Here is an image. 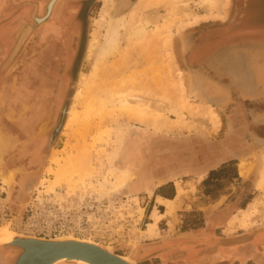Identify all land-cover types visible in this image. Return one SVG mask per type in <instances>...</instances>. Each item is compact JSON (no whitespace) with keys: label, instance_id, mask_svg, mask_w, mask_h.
<instances>
[{"label":"rangeland","instance_id":"1","mask_svg":"<svg viewBox=\"0 0 264 264\" xmlns=\"http://www.w3.org/2000/svg\"><path fill=\"white\" fill-rule=\"evenodd\" d=\"M87 1L0 0V121L18 139L12 153L0 151V229L130 251L121 245L142 235L144 223L134 221L140 203L114 185L231 157L220 171L225 181L193 188L191 211L175 216L171 233L203 224L204 205L214 214L228 205L209 232L237 239V250H258L228 264L264 262V52H192L203 31L228 18L229 0ZM112 15L125 24L117 46L102 56ZM39 90L47 104L35 127L44 134L36 163L34 154L21 153L27 138L19 128L39 109ZM123 144L140 161L138 172H119L114 158ZM237 168L243 179L234 181ZM8 253L3 264L16 252L0 249Z\"/></svg>","mask_w":264,"mask_h":264},{"label":"crops","instance_id":"2","mask_svg":"<svg viewBox=\"0 0 264 264\" xmlns=\"http://www.w3.org/2000/svg\"><path fill=\"white\" fill-rule=\"evenodd\" d=\"M229 7L230 11L228 16H230L231 19L224 37H228L229 39L234 37L240 39L241 36H245V38H242L243 43L239 46H231L226 49L230 52H264V0H229ZM212 160L213 163L208 166H205L204 162L202 165H199V167L185 164L182 169L170 173L166 179L163 178L164 176L159 175L161 181L158 182L156 177L154 185L149 191L140 186L139 180L129 186L133 191L130 197L138 199L140 203V210H142L141 222L144 223V228L141 229L142 235L139 234L136 243L138 246L134 250L135 254L133 253L132 256L134 260L142 261L140 264L150 259H156L162 263H169L173 260L176 264H184L183 260L185 258H178L176 260L175 258L186 246L195 243L192 241L195 232L185 231L183 233H171L173 228L175 231L174 218L175 216H179L181 211H191L187 207L192 200L191 195L193 193V188L197 189L199 185L206 186L225 181V177L221 176L220 171L228 166L232 158L227 157L221 160L219 157H213ZM133 169H135V171L137 170L136 168ZM145 178H148V176ZM242 179L243 176L240 172V168H237L233 180ZM141 181L145 182L144 179ZM215 203H218V200L215 201ZM250 204L251 203H249V205ZM204 206L205 207L201 209L206 210L200 211H204V216L206 218V228L202 230L206 233L209 231L210 218L214 215V210H207V207L210 205ZM168 207H175V210L170 211ZM244 211H246V209ZM155 215H159L157 222L154 219ZM151 225L156 227L155 232H149L148 226ZM216 241L217 238L204 242L210 244L214 249H227L230 251L231 249L237 248V246L223 247L220 243L215 245ZM129 249L131 251V248ZM124 250L126 251L125 248ZM130 251L125 254H117L128 256ZM203 254L207 255L205 253Z\"/></svg>","mask_w":264,"mask_h":264},{"label":"flooded vegetation","instance_id":"3","mask_svg":"<svg viewBox=\"0 0 264 264\" xmlns=\"http://www.w3.org/2000/svg\"><path fill=\"white\" fill-rule=\"evenodd\" d=\"M88 1L84 0L83 4H87ZM234 14V12H233ZM232 14V15H233ZM231 17L228 16L226 20L222 22V20L214 22L215 24H212L211 27H208L207 30L202 32V36L200 35L197 39V43L195 44V47L193 48L192 52H216L220 49H225L231 46H239L243 43V39L245 36H241L240 39L237 38H228L224 37L225 33L228 29V23L230 21ZM204 33V34H203ZM199 42V43H198ZM201 42V43H200ZM47 84L45 81L42 82V89L45 90V87ZM41 90V89H40ZM40 92V107L37 109V111L32 115L31 117L25 119L22 124L20 125V133L19 135L24 136L27 138L25 141L24 148L22 149L21 153L24 154H34L33 161L35 160L36 163L41 162L42 160V148L44 144V134H40V132L35 129L36 125L38 124L40 118L42 117L45 107L47 104V101L45 99V91L42 90ZM42 95V96H41ZM0 130L4 136V139L6 142L8 141L9 146L3 151V153H12L13 148L17 144V138H13L14 135H12L10 128L8 127V124L5 120L0 121ZM17 136V134H15ZM16 139V141L14 140ZM22 142V141H21ZM30 143V144H29ZM17 147V146H16ZM18 149V148H17ZM7 166V165H5ZM12 160L10 167H12ZM7 168V167H6ZM231 209L228 205L226 208H224L223 211L226 210L229 211ZM226 212H223L221 214H214L210 218V226L213 224H216L218 220L224 216ZM206 228L205 221L203 224L191 227L190 229H187V231H193L195 232V235L192 239L195 243L193 245L186 246L185 249H183L178 256H176L175 260L178 258H185L183 260L184 264H228V261L230 262L232 259L235 258H242L249 259L250 257H253L257 253V249L255 251H251L248 248L242 249H236V250H230L227 252H224L222 249H214L210 244L204 241H208L211 239L219 238V236L215 233H211L207 231L204 233L202 230ZM210 229V228H209ZM213 234V235H212ZM261 243L264 247V235ZM129 251L122 250V252H118L120 254L128 253ZM203 253L207 254L204 255ZM10 257V254H4L3 256H0V264H3L8 260ZM142 264H176L173 260H171L169 263H162L156 259H150L148 261L143 262ZM261 264H264L262 262Z\"/></svg>","mask_w":264,"mask_h":264},{"label":"water","instance_id":"4","mask_svg":"<svg viewBox=\"0 0 264 264\" xmlns=\"http://www.w3.org/2000/svg\"><path fill=\"white\" fill-rule=\"evenodd\" d=\"M52 4L53 2L50 7ZM27 36L28 31L20 36L13 55L21 50ZM12 236V242L0 244V249L16 252L11 264H68L77 263V261L87 264H140L142 262L132 259L138 244H122L123 247L131 248V251L128 256H121L112 247L74 237L46 239L16 233ZM215 243V245L220 243L223 247L241 244L237 239H221Z\"/></svg>","mask_w":264,"mask_h":264},{"label":"bare ground","instance_id":"5","mask_svg":"<svg viewBox=\"0 0 264 264\" xmlns=\"http://www.w3.org/2000/svg\"><path fill=\"white\" fill-rule=\"evenodd\" d=\"M173 1V0H172ZM180 1V5L182 6L185 5L187 2L183 1V0H179ZM205 1V0H204ZM151 2V1H150ZM205 3H208V4H211V5H214L215 4V1L214 0H206ZM178 4V3H177ZM53 7V4L52 6L50 7V9H52ZM120 7V6H119ZM124 16V14H123ZM38 21H40L38 19ZM149 21H145L144 22V25H141L139 26V28L137 27L136 30H134V35H137L140 36L142 35L143 33H145L146 31V27L147 25H149ZM124 17L120 16V17H115V15H112L111 16V20L107 26V30H106V34L104 36V41L101 45V48H100V55H106L108 52H110L112 50V48H115L117 46V43H118V36L120 34V31L121 29L124 27ZM141 37V36H140ZM98 59V58H97ZM95 72V71H94ZM85 81V80H84ZM87 85V84H86ZM132 101H137V98L136 97H132ZM83 113V112H82ZM72 115H76L73 112H71ZM78 114V113H77ZM71 115V116H72ZM88 117V116H87ZM69 121H71V119H69ZM81 122V121H80ZM117 128V127H116ZM136 130V127H132V130L131 131H134ZM134 134V133H133ZM132 136V135H131ZM140 136V135H138ZM137 136V137H138ZM142 136V135H141ZM133 137V136H132ZM136 137V136H135ZM128 138V137H127ZM138 139V138H137ZM141 139V138H140ZM145 141V140H144ZM129 142V141H128ZM138 142V141H137ZM136 142V143H137ZM127 143V142H126ZM125 143V144H126ZM130 143V142H129ZM9 146V143L8 141L6 142V140H4V136L2 138V133H1V130H0V151H3V149H5V147H8ZM130 146V145H129ZM139 147V146H138ZM137 148V147H136ZM118 149V148H117ZM136 153V152H135ZM135 156V155H134ZM140 156V155H139ZM117 166H118V169H119V172L121 173H125V172H128V171H131L133 170V168H136L137 169V172H138V168H140V161L138 160V158L136 157H131L128 155V153L126 152V149L124 147V144L123 146H120L119 149L116 151L115 153V158H114ZM52 161L53 163L55 164H58L60 165V161L59 160H56V159H53L52 157ZM142 163V162H141ZM244 167V166H242ZM242 171V170H241ZM243 173V172H242ZM139 174V173H138ZM155 174V175H154ZM154 174H150V175H147V174H144V175H140L141 178H139V184L140 186H142V188L146 189L147 191H149V189L151 187H153L154 185V181H155V178L159 181L160 180V176L159 173L158 174V171ZM244 176H247L248 175V172L245 171L244 173ZM146 176H148V178H145ZM159 176V177H158ZM11 177V176H9ZM263 178H264V174H263ZM142 179H144L145 182L141 181ZM121 183V182H120ZM108 183H106L104 181V183L101 184V186L105 187L107 186ZM117 185V184H116ZM115 187L116 189V192L122 194V195H125V196H128V195H131L133 193V191L131 190V188L129 186H126L124 185L123 183L122 184H119L118 186H113ZM136 188V187H135ZM134 189V188H133ZM168 203V202H167ZM174 204V203H173ZM169 208V207H168ZM170 211L172 210H175V207H170L169 208ZM244 211V210H243ZM136 218H135V223H137L141 217H142V210H139L137 213H136ZM159 216V215H158ZM157 215L154 216V219L156 220V222L158 221L159 217ZM149 227V232H155V226H148ZM139 233V232H138ZM12 232H9L7 231L6 229L3 230V229H0V244H8L10 242H12L13 240V236H12ZM150 234V233H149ZM69 239H71L72 237H68ZM81 240H84V239H81ZM87 241H90V240H87ZM167 252V251H166ZM11 254V253H10ZM135 254V253H134ZM133 259V258H132ZM134 260V259H133ZM78 264H87L85 262H82V261H77Z\"/></svg>","mask_w":264,"mask_h":264}]
</instances>
